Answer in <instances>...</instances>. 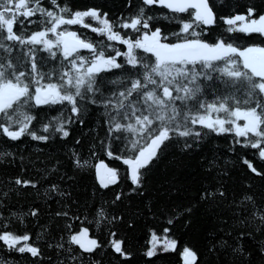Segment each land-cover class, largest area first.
Here are the masks:
<instances>
[{"label": "snow or ice", "instance_id": "snow-or-ice-1", "mask_svg": "<svg viewBox=\"0 0 264 264\" xmlns=\"http://www.w3.org/2000/svg\"><path fill=\"white\" fill-rule=\"evenodd\" d=\"M21 262L264 264V0H0Z\"/></svg>", "mask_w": 264, "mask_h": 264}, {"label": "trees", "instance_id": "trees-1", "mask_svg": "<svg viewBox=\"0 0 264 264\" xmlns=\"http://www.w3.org/2000/svg\"><path fill=\"white\" fill-rule=\"evenodd\" d=\"M72 3L74 4H99V5H104L107 8H112L114 4L118 3V0H71ZM240 3V4H246V3H253L255 2L256 4H260V0H233V3ZM78 27V26H73V28ZM90 35H94V34H90ZM217 143L220 145L221 148H223L224 146V140L223 139H219L217 141ZM170 153L172 150H169ZM159 178V177H158ZM29 201L34 200L35 199V193H33L32 197L28 198ZM38 203L43 204V201H37ZM23 203V201H22ZM46 206V205H45ZM141 243H143V240L140 241ZM21 264H23V262H21Z\"/></svg>", "mask_w": 264, "mask_h": 264}]
</instances>
